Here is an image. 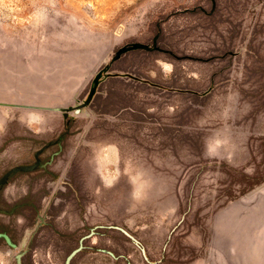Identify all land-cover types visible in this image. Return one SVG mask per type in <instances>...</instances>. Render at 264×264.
Segmentation results:
<instances>
[{"label": "rangeland", "instance_id": "1", "mask_svg": "<svg viewBox=\"0 0 264 264\" xmlns=\"http://www.w3.org/2000/svg\"><path fill=\"white\" fill-rule=\"evenodd\" d=\"M0 264H264V0H0Z\"/></svg>", "mask_w": 264, "mask_h": 264}, {"label": "water", "instance_id": "2", "mask_svg": "<svg viewBox=\"0 0 264 264\" xmlns=\"http://www.w3.org/2000/svg\"><path fill=\"white\" fill-rule=\"evenodd\" d=\"M10 172H7L6 174L3 175V177L0 179V185L3 184L7 178V176L9 175Z\"/></svg>", "mask_w": 264, "mask_h": 264}]
</instances>
